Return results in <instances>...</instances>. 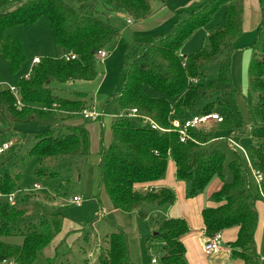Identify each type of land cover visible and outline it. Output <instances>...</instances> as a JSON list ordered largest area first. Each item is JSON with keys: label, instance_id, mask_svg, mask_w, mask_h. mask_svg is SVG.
Returning <instances> with one entry per match:
<instances>
[{"label": "trees", "instance_id": "trees-1", "mask_svg": "<svg viewBox=\"0 0 264 264\" xmlns=\"http://www.w3.org/2000/svg\"><path fill=\"white\" fill-rule=\"evenodd\" d=\"M0 0V59L16 72L23 62L16 27H29L40 18L47 20L51 37L64 53L74 60L43 58L35 63L28 76L15 85L20 105L9 91H0V123L2 132L11 131L14 142L0 154V169L18 151L17 130L12 127L28 123L44 130L33 133L32 147L27 155L38 161L33 175L54 179L53 168L60 159L69 158V166L89 155V133L86 123L68 124L87 109L89 97L75 93L74 98H62L57 87L71 82L94 81L98 63L97 52L116 44L120 31L110 18L123 14L133 21L146 19L151 2L171 0ZM260 23L252 42L247 46L252 59L248 68V92L244 97L248 120L238 122L234 111L225 101L236 92L231 65L235 44L242 37L243 0H202L188 10L179 11L169 30L158 32L149 39H134L126 46L123 61V84L116 96L122 114L111 124L112 141L102 144L97 165L98 190L103 191L120 213H135L136 221H145L150 210L174 204L170 188L154 190L151 185L160 180L169 160L175 165V177L187 185L192 198L206 190L214 177L223 184L211 195L218 204L203 209L202 221L206 238L236 228V239L229 244L232 260L243 264H264L256 249L255 232L258 224L256 203L264 201V0H258ZM224 7L223 23L210 29L206 44L199 50L182 55L183 43L198 29L210 25ZM217 67V82L205 81L207 69ZM58 93V94H57ZM205 101L199 113L196 105ZM136 110L132 115L131 111ZM219 113L220 123L211 122L189 130L190 139L180 142L172 129V121H183L192 114ZM98 118L97 121H100ZM217 134H221L217 136ZM248 139L247 153L255 170L262 175L260 188L252 191L246 168L237 153L228 163L231 180L225 182L222 170L225 153L218 148L222 140L232 137ZM21 140V139H20ZM3 144V143H2ZM47 162H46V161ZM50 164L49 170L44 166ZM46 165V164H45ZM67 166V165H66ZM68 167V166H67ZM19 175L5 170L0 176V238L16 236L14 231L26 211L10 206L5 197L15 192ZM18 198V197H17ZM100 211H102L100 209ZM100 213L80 226L85 240L87 229H94ZM103 221L110 228L107 248L100 250L98 264H135L129 256L125 230ZM61 221L43 220L30 225L21 236V244L0 240V264H36L40 253L61 231ZM151 235L145 241L148 253L158 256L159 264H187L181 237L188 232L183 219L154 220ZM70 231L68 234L73 233ZM57 254V251H56ZM46 259L45 264L55 261Z\"/></svg>", "mask_w": 264, "mask_h": 264}, {"label": "rangeland", "instance_id": "rangeland-1", "mask_svg": "<svg viewBox=\"0 0 264 264\" xmlns=\"http://www.w3.org/2000/svg\"><path fill=\"white\" fill-rule=\"evenodd\" d=\"M66 1L71 3L68 0ZM152 3H156V1H152L151 4ZM221 23L222 13L219 11L210 24L216 25ZM169 27L170 26L161 31L166 32L169 30ZM205 29L206 28H200L196 30L183 43L181 47L183 53L189 54L205 46ZM12 32L19 39L24 60L17 71L12 72L9 63L0 59V82H3L6 86H15L21 78H26V75L29 74L34 65L32 62L34 57L40 59H57L64 57L63 51L55 45L51 37L50 29L45 18H40L35 24L29 27H16ZM147 38L148 37L145 35L142 40ZM251 38H254V34H252ZM250 42H252V40ZM250 42L248 43L244 40L240 46L235 45L236 50L232 57L231 74L232 79H234V75L238 79H235L236 82L233 80L237 92L232 97L225 99L229 107L234 111L235 118L238 119L237 121L244 123L248 120V111L244 97L247 94L248 68L252 59L251 51L247 48ZM126 44V37L121 34L120 39L114 46L105 49L107 55L104 59L98 60L96 65L97 76L94 81H77L59 86L62 87L63 90L59 92L60 97L74 98L75 93H85L89 99L91 98V103L88 105V99L87 106H92L96 113L104 115L101 122L102 126H100V122H98V124L85 122L86 129L89 133V156L78 161L75 167L69 166L73 160L69 158L60 159L55 163L53 168H50L51 171L53 169L58 172L56 178H36L33 175V170L38 166V161L35 158H30L27 155V151L32 147L33 133L41 132L44 129L37 128L31 123L21 126L12 125V127L17 130L15 137L17 135L19 136L17 142L19 149L5 164L4 168L0 169V176L7 170L13 175H19L21 177L15 188L18 198L13 207L24 209L26 214L14 231L16 236L9 238L1 237V241L16 245L20 244L22 242L21 236L26 233L30 225L38 226L43 220H47L50 223L53 219L61 221V217L63 216L62 232L66 235L67 232L71 230L76 229V231L73 232L75 234H69L66 240L64 238V241H62L63 244L61 242L62 246L56 254V259L51 264H98V255L100 250L107 248V235L110 232V228L102 219V216L105 215L106 220L121 226L127 232L129 239V254L135 264H150L152 256L158 259V256L155 255L154 252L148 253L145 249V241L150 237V223L154 215H148L147 219L142 222H137L135 215L132 213H121L120 218L117 217L115 212L112 211L113 208L109 205L105 193L98 190L99 177L96 167L97 164L92 162L94 155L97 156L101 151L102 144L106 146L111 143L112 121L116 116L122 114L116 96L120 92L123 84L122 61ZM206 73L207 76L205 81L207 80V83L212 82L215 83L217 87L224 88L223 85L217 82V67L213 66L208 68ZM54 86L57 88L56 84ZM204 103L205 101L198 103L195 109H199ZM73 123L80 124V117H76L68 122L70 125ZM94 127H96V130H94ZM2 129L0 123V146L2 143H13L15 140L11 137L12 130L3 133ZM220 135L221 134H217V136ZM237 138L239 137H232V140L239 149L233 148L232 144H229L227 140H222L218 144V148L226 155V163L222 170V178L227 181L231 180L228 163L234 158L232 150L234 149V152L236 151L247 170L250 188L252 191H256L257 185L254 178L255 169L251 164L246 150L248 144L247 137L244 136V138L241 139ZM45 164L44 166L49 170L50 164ZM218 180L221 181L219 177H214L209 185H211L213 181ZM34 184L39 185L40 189L34 190ZM209 185L206 189L209 188ZM175 188V191L173 189L171 190H173L175 194V202L177 201L178 211L182 214L186 211L184 200H189L191 198L187 196L186 184L178 182ZM200 195H205V199L207 197L209 198L208 191L206 190L196 195L197 199ZM74 196L82 199L79 207H76L71 202ZM196 196L194 197L196 198ZM2 201L3 199H0V202ZM100 209L103 212H100ZM257 212L258 218L260 217L264 220L263 202L257 204ZM98 213H100V215L94 229H87L85 231L89 232L90 235L89 239L85 240L84 243V232L80 231L79 227L89 223L94 215ZM201 241L202 238H191L189 241V252L185 246V261L187 264H198L199 259L197 260L195 257L193 247H198ZM221 243H223L222 239ZM49 249L50 247L48 246L40 253L36 264H45L44 258L47 257ZM257 252L260 256H263L264 246L258 248ZM188 254L192 263L188 259Z\"/></svg>", "mask_w": 264, "mask_h": 264}, {"label": "crops", "instance_id": "crops-1", "mask_svg": "<svg viewBox=\"0 0 264 264\" xmlns=\"http://www.w3.org/2000/svg\"><path fill=\"white\" fill-rule=\"evenodd\" d=\"M201 1L202 0H171L165 4L156 2V3L151 4V13L144 20L133 21V20H130V18L127 17L126 15L118 14L117 16L115 15V16H112L110 18V23L112 26L117 28L123 36L126 37V40H127L126 46H127V45L131 44L134 39L142 40V38L145 37V35H146V37H148L147 39H149V37H151V35L158 33V32H163L161 30H163V29H165L171 25V23L174 21L177 13L179 11L188 10V9L192 8L193 6L199 4ZM220 12L222 13V23H223L224 7L220 8ZM260 19H261V16H260V8H259L258 0H243V18H242L243 35L236 42V44H235L236 46H240L242 44V42H244V40H246L248 43L251 40H253V38H251V37H252V34L255 33L256 28L259 25ZM222 23L216 24V25L210 24L208 27H206V29L204 31L205 37L209 33L210 29L216 28L217 26L222 25ZM140 35H143V36H140ZM65 54L66 53H64V55ZM180 55H186V54L183 53L181 50ZM34 58H38V57H34ZM38 59H40V58H38ZM27 76L28 75H26V77ZM235 79H237V77H235V75H234L233 80L235 81ZM65 85H67V84H65ZM62 86H64V85H62ZM57 88L62 90V87H57ZM247 92H248V86H247ZM89 103H91V98L89 99L88 105H89ZM204 105H205V103H204ZM204 105H202L199 109L195 110L194 113H199V111L201 110V108ZM87 110H94V109L92 106H87ZM101 116H102L101 119H103L104 115L101 114ZM80 122L81 123L88 122L91 124H98V122H100V121L90 122V121H85L82 117H80ZM101 122H102V120H101ZM100 126H102L101 123H100ZM94 130H96V127H94ZM241 138H244V137H239L237 139H241ZM228 141H231L232 143H234L232 138L229 139ZM232 147L235 148L233 145H232ZM94 150H95V148H94ZM232 150H233V153H236V151L234 152V149H232ZM88 159H91V158H88ZM92 162L98 165V163H99V155L98 154H97V156L94 155ZM97 165H96V167H97ZM175 170L176 169H175L174 163L171 160H169L167 163V166H166V170L164 172V176L160 180L154 182L150 188H152L154 190H158L161 188H170V189L176 190L175 187L178 184V182L185 184L184 182L176 179ZM98 177H99V175H98ZM224 181L229 182L230 180L227 181L226 179H224ZM222 184H223V181L218 180V181H213L212 184L209 185V188L206 189V191H208L209 198L207 197L205 199V195H200L198 199H197V196H196V198L194 197L195 199L194 198H191L189 200L185 199L184 201H185L186 211L182 214H180L178 211L177 201L174 202L173 205H171L167 208L152 209V210H150V212L148 214V215H154V217L152 218V222L154 220H163V219H169V218L183 219L188 225V232L185 235H183L180 239L184 245V248L186 246L188 249V252H189V241L191 240V238H199V239L202 238L201 244L199 243L198 247H195V246L193 247L194 255L197 258V260L199 259L198 264H243V262L240 260H232L230 258V255H229V244L232 243L236 239V236H237V229L236 228H231V229L225 230L222 233H220L221 239L223 240V243H221V247L216 253H212L210 255H205L202 251V246H203V244L207 238H206L205 233H204V226H203L201 213H202L203 209H205V208H214V207L218 206V204H216L212 200L211 195L214 193L213 191L217 192L221 188ZM105 196L109 202V205L113 208L112 211H114L116 216L120 218L121 213L117 209L114 208L113 204L110 202V200L108 199L106 194H105ZM259 202L264 203V201H258L256 203V210H257V204ZM100 212H103V211H100ZM132 214L135 215V218H136V214L134 212ZM162 214H163V216H162ZM263 215H264V213H263ZM62 226H63V221H62ZM62 226H61V231L54 237V239L50 243V245H49L50 249H49L47 257L44 256L45 257L44 261L46 259H52L53 257H55L56 251L58 252V250L62 246L61 242L64 241V238L66 240L67 236L69 235L68 234L69 232H67L66 235H65V233L62 232ZM151 230L152 229H151V225H150L149 233H151ZM71 231H76V229L71 230ZM73 234H75V233H73ZM126 234H127V232H126ZM127 237H128V234H127ZM255 243H256V249L264 246V220H262L260 217L258 218V224H257L256 232H255ZM62 244H63V242H62ZM128 247H129V239H128ZM58 255H59V253H58ZM129 256H130V254H129ZM185 258H186V248H185ZM262 258H264V255L262 256ZM130 259L133 261V259L131 257H130ZM188 259L189 260L191 259L189 254H188ZM190 262H191V260H190ZM150 264H151V262H150Z\"/></svg>", "mask_w": 264, "mask_h": 264}, {"label": "built area", "instance_id": "built-area-1", "mask_svg": "<svg viewBox=\"0 0 264 264\" xmlns=\"http://www.w3.org/2000/svg\"><path fill=\"white\" fill-rule=\"evenodd\" d=\"M96 55H97L98 60H102L106 57L107 54L105 50H100L97 52ZM180 57H182V55H180ZM64 59L74 60L75 56L72 54H65ZM38 61H39L38 58H34L32 60L33 64L38 63ZM0 91H9L17 100V104L20 105V102L18 100V97H19L18 92L15 86H6L3 82H0ZM131 114L135 115L136 110H132ZM80 117H82L85 121L94 122V121H97L98 118H101L102 116L101 114L96 113L94 110L85 109L81 112ZM221 121H222V117L219 116L217 113H210L206 115L193 114L181 122L178 120L172 121L171 130L178 133L180 142H184L190 139L189 130H192L198 126L207 125L208 123H211V122L220 123ZM229 143L232 144L236 149H239V147L236 144L232 143L231 141H229ZM10 146H11V143H3L0 146V154L6 151ZM254 178H255L257 188L259 189L262 183V175L257 170H255ZM33 188L34 190H38L40 189V186L37 184H34ZM2 197L3 196L0 194V198ZM5 199L10 206H14L17 201V193L15 192V193H11L10 195H7ZM71 202L76 207H79L81 205L82 199L74 196L72 197ZM220 247H221V234L218 233V234H215L212 238L206 239V241L204 242L202 246V251L205 255H210L212 253H216L220 249ZM151 264H159L158 260L154 256H152Z\"/></svg>", "mask_w": 264, "mask_h": 264}]
</instances>
